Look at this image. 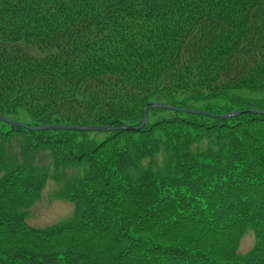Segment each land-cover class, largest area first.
Segmentation results:
<instances>
[{"label": "trees", "instance_id": "obj_1", "mask_svg": "<svg viewBox=\"0 0 264 264\" xmlns=\"http://www.w3.org/2000/svg\"><path fill=\"white\" fill-rule=\"evenodd\" d=\"M151 103L264 111V0H0V115L116 129L0 122V264H264V116L149 107L122 129ZM85 165L71 217L30 225Z\"/></svg>", "mask_w": 264, "mask_h": 264}, {"label": "rangeland", "instance_id": "obj_2", "mask_svg": "<svg viewBox=\"0 0 264 264\" xmlns=\"http://www.w3.org/2000/svg\"><path fill=\"white\" fill-rule=\"evenodd\" d=\"M206 145L204 144V147ZM19 148H15L18 151ZM166 152H161L157 154L152 160H145L142 167L148 168L152 167L155 171L161 170L166 164ZM42 164L46 162L42 161ZM47 165V164H46ZM87 172V166L66 168L61 170V178L56 180L54 177H50L46 187L43 191L42 198L40 202L32 209L28 222L34 227H49L60 221H65L71 217L73 214L74 206L72 203L67 202L59 197L61 193L71 187L76 179H80L85 176ZM49 173V166H48ZM50 173H54L50 168ZM3 174L0 175V180ZM254 235L249 232L247 236L242 240L239 253H247L254 246Z\"/></svg>", "mask_w": 264, "mask_h": 264}, {"label": "water", "instance_id": "obj_3", "mask_svg": "<svg viewBox=\"0 0 264 264\" xmlns=\"http://www.w3.org/2000/svg\"><path fill=\"white\" fill-rule=\"evenodd\" d=\"M149 107H154V108L162 109V110L180 111V112L194 114V115L210 116V117H214V118H217V117H221V118L235 117V116L244 114L246 112H250V113L255 114V115L264 116V111H261V110L237 111V112H232V113L223 114V115H215V114H211L209 112H205L202 110H196V109H191V108H189V109L177 108L171 104L151 103V105L147 104L145 106L143 122H142L141 126H139V127L123 126L122 129L140 130L141 128H143L148 121ZM0 122H4V123L10 124L12 126L31 129L33 131L63 130V131H79V132H104L106 130H116L113 127H106V126H76V125H65V124H49V125H43V126L29 128L25 124L19 123V122L14 121V120H10L8 118H5L3 115H0Z\"/></svg>", "mask_w": 264, "mask_h": 264}]
</instances>
